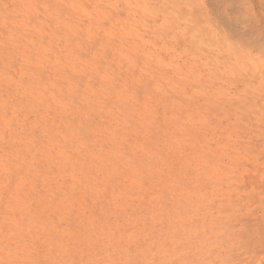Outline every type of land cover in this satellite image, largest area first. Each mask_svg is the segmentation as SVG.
I'll return each mask as SVG.
<instances>
[{
	"label": "rangeland",
	"instance_id": "1",
	"mask_svg": "<svg viewBox=\"0 0 264 264\" xmlns=\"http://www.w3.org/2000/svg\"><path fill=\"white\" fill-rule=\"evenodd\" d=\"M0 264H264V0H0Z\"/></svg>",
	"mask_w": 264,
	"mask_h": 264
},
{
	"label": "bare ground",
	"instance_id": "2",
	"mask_svg": "<svg viewBox=\"0 0 264 264\" xmlns=\"http://www.w3.org/2000/svg\"><path fill=\"white\" fill-rule=\"evenodd\" d=\"M217 1H218V0H217ZM221 1H223V0H221ZM234 1H235V0H234ZM212 2H213V1H212ZM231 2H232V1H231ZM217 3H218V2H217ZM229 3H230V2H229ZM238 3H239V2H238ZM215 4H216V3H215ZM235 4H236V3H235ZM239 4H240V3H239ZM218 6H219V4H218ZM212 7H213V6H212ZM221 7H222V6H221ZM234 7H235V6H234ZM215 9H216V8H215ZM235 9H238V8H235ZM195 10H198V9L194 8V11H195ZM212 10H213V9H212ZM216 10H217V9H216ZM244 10H245V9H244ZM213 11H214V10H213ZM243 12H244V11H243ZM245 12H246V11H245ZM195 13H197V12H195ZM198 13H200V11H199ZM219 15H220V14H219ZM236 16H237V14L235 15V17H236ZM221 17H223V16H221ZM224 17H225V16H224ZM226 17H227V16H226ZM247 18H248V17H247ZM224 19H225V18H224ZM240 19H241V17H240ZM242 20H243V19H242ZM219 21H220V20H219ZM223 21H224V20H223ZM223 21H221V23H222ZM224 22L226 23V20H225ZM224 22H223V24H225ZM223 24H222V25H223ZM226 24H227V23H226ZM231 24H232V23H231ZM243 24H244V23H243ZM235 25H236V22H235ZM227 26H228V25H227ZM229 26H230V25H229ZM232 27H233V25H232ZM227 28H228V27H227ZM234 29H235V28H234ZM233 31H234V30H233ZM235 31H236V30H235ZM235 31H234V32H235ZM234 34H235V33H234ZM241 37H242V35H241ZM245 37H246V36H245ZM234 40H235V39H234ZM234 40H233V41H234ZM246 40H247V39H246ZM242 41H243V40H242ZM247 41H248V40H247ZM244 42H246L245 39H244ZM237 46H238V45H237ZM239 58H240V56H239Z\"/></svg>",
	"mask_w": 264,
	"mask_h": 264
}]
</instances>
